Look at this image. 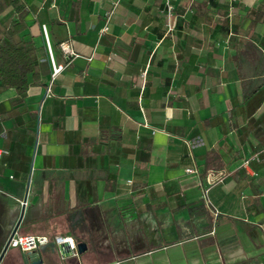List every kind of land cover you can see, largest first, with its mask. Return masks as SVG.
<instances>
[{
	"label": "crops",
	"instance_id": "obj_1",
	"mask_svg": "<svg viewBox=\"0 0 264 264\" xmlns=\"http://www.w3.org/2000/svg\"><path fill=\"white\" fill-rule=\"evenodd\" d=\"M172 3L170 20L164 0L0 14L38 71L0 88V264H25L12 229L50 239L43 264H264V0Z\"/></svg>",
	"mask_w": 264,
	"mask_h": 264
},
{
	"label": "trees",
	"instance_id": "obj_2",
	"mask_svg": "<svg viewBox=\"0 0 264 264\" xmlns=\"http://www.w3.org/2000/svg\"><path fill=\"white\" fill-rule=\"evenodd\" d=\"M7 5L19 12V0H0V14ZM25 29L21 18L10 22L5 30L0 28V88H13L21 97L32 83L38 81V71L33 60L35 47L31 42H15L13 37Z\"/></svg>",
	"mask_w": 264,
	"mask_h": 264
},
{
	"label": "built area",
	"instance_id": "obj_3",
	"mask_svg": "<svg viewBox=\"0 0 264 264\" xmlns=\"http://www.w3.org/2000/svg\"><path fill=\"white\" fill-rule=\"evenodd\" d=\"M164 8H165V12L167 15L168 20H170V18L173 15L174 12V6L172 3V0H164ZM107 28L104 27L103 31H106ZM42 33H43V37L45 40V44L48 50V54H49V61H50V65H51V82L52 83L55 78L58 76V74L64 69L63 65H56L54 63V60L52 58V53L50 50V45H49V40L47 37V32H46V28L44 26H42ZM59 48L62 52V54L64 55V57H66L67 59L74 57V53L70 47V44L68 42H61L59 44ZM47 95H49L50 93V85L48 86L47 89ZM7 154V151L4 149L0 148V159L2 157V155ZM253 159H258L256 156L253 157ZM248 163V161L244 162V166H246ZM187 173H192L193 171L191 169H186ZM223 179V175L220 174L219 178L215 181L216 183H221ZM214 183V182H213ZM207 193V191H205V194ZM50 243V239L48 237L45 236H34V235H20L16 232L15 229H12L10 231V233L8 234L5 243H4V248L8 249V248H13V249H18L21 252L24 253H28L31 252L33 250H36L38 247L43 246V245H47ZM53 243L55 245H66L67 249L69 250V252L71 253L72 256L76 255V245L75 242L72 238L70 237H61V236H56L53 238Z\"/></svg>",
	"mask_w": 264,
	"mask_h": 264
},
{
	"label": "water",
	"instance_id": "obj_4",
	"mask_svg": "<svg viewBox=\"0 0 264 264\" xmlns=\"http://www.w3.org/2000/svg\"><path fill=\"white\" fill-rule=\"evenodd\" d=\"M78 252L81 253L85 247L83 245L77 246ZM45 253V249L38 247L36 250L28 252L25 257V264H43L40 254ZM52 253V252H51ZM1 258V255H0Z\"/></svg>",
	"mask_w": 264,
	"mask_h": 264
}]
</instances>
